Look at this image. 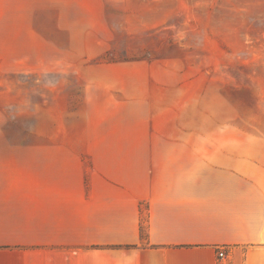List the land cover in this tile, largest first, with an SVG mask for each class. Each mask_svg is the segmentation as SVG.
<instances>
[{
	"label": "rangeland",
	"instance_id": "374dc122",
	"mask_svg": "<svg viewBox=\"0 0 264 264\" xmlns=\"http://www.w3.org/2000/svg\"><path fill=\"white\" fill-rule=\"evenodd\" d=\"M18 12H0V264H140L123 238L146 152L264 141V0Z\"/></svg>",
	"mask_w": 264,
	"mask_h": 264
},
{
	"label": "crops",
	"instance_id": "0c3cea01",
	"mask_svg": "<svg viewBox=\"0 0 264 264\" xmlns=\"http://www.w3.org/2000/svg\"><path fill=\"white\" fill-rule=\"evenodd\" d=\"M156 145L138 168V208L125 214L123 243L140 264H264V141Z\"/></svg>",
	"mask_w": 264,
	"mask_h": 264
},
{
	"label": "built area",
	"instance_id": "2783aa9c",
	"mask_svg": "<svg viewBox=\"0 0 264 264\" xmlns=\"http://www.w3.org/2000/svg\"><path fill=\"white\" fill-rule=\"evenodd\" d=\"M218 257H219V259H220L222 262L225 261V260L227 259V255H226L225 252H220V253L218 254ZM222 264H224V263H222Z\"/></svg>",
	"mask_w": 264,
	"mask_h": 264
}]
</instances>
